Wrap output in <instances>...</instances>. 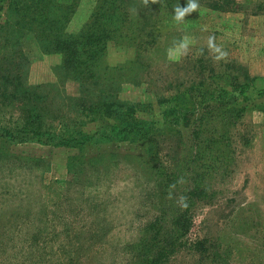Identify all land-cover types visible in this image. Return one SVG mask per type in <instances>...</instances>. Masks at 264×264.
Instances as JSON below:
<instances>
[{
	"label": "rangeland",
	"instance_id": "obj_1",
	"mask_svg": "<svg viewBox=\"0 0 264 264\" xmlns=\"http://www.w3.org/2000/svg\"><path fill=\"white\" fill-rule=\"evenodd\" d=\"M105 1L64 0V32L148 28L156 41L127 44L109 34L99 64L77 74L34 35L10 37L16 53L8 58L23 65L28 101L40 95L33 104L42 118L64 114L43 120L38 136L19 134L0 154V264H264V0H198L179 25L174 8L187 0L148 7L118 0L112 15ZM5 14L0 7V26ZM166 33L171 39L163 42ZM183 37L188 53L168 60L167 49ZM233 84L245 90L232 94L227 120L211 106L229 102L221 98L189 108L187 120L169 110L171 97L197 103ZM101 100L117 103L109 116L80 113L81 104ZM124 106L152 125V140L100 142L79 157L76 147L43 134L44 127L92 134L125 118ZM10 108L2 109L15 117Z\"/></svg>",
	"mask_w": 264,
	"mask_h": 264
},
{
	"label": "trees",
	"instance_id": "obj_2",
	"mask_svg": "<svg viewBox=\"0 0 264 264\" xmlns=\"http://www.w3.org/2000/svg\"><path fill=\"white\" fill-rule=\"evenodd\" d=\"M105 3L106 13L108 12L110 14L119 8L118 0H106ZM2 6H5V17L7 20L0 26V154L5 153V145L20 139L18 138L19 134L31 133L38 136L43 129V120L51 122L55 118L59 121L62 118L61 114H64L60 113V111L55 112L59 115V118H57L56 114L48 115L45 113L42 118L40 105L33 104L35 99L41 100L40 95L36 94L32 102L28 101V97L32 94V91H29V87L24 85L23 65L17 61H13L12 58H8V54L16 53V50L14 51L15 41H11L10 37L13 39V35L23 32H25V35H34L35 42L38 46H47L52 52L58 51L64 54L61 61V68L82 74L83 72L94 69L99 64L107 40L109 39L107 37L109 34L116 37L118 33V37L126 41L127 44L134 42L143 45L156 41L158 36V34L152 35L151 32L146 31L148 28L146 30L140 29V32L132 30H111L108 34L104 29L88 30L85 28H82L76 33L64 32L63 27L67 19L65 20L63 17L70 9L64 0H0V7ZM12 19L14 21L10 24ZM123 20H125L124 15ZM100 21L105 24L106 18L102 17ZM52 22L62 24L63 26L59 31H54L53 29L47 30ZM119 24L122 26L125 23H122L120 20ZM42 26L43 33L38 32V28L41 30ZM33 27L36 28L34 29ZM48 31L56 33V35ZM168 38L171 39V34L166 33L163 42H168ZM22 59L25 61V54L22 55ZM87 76L92 77L91 74ZM244 90L243 84H233L231 90L219 87L212 88L211 91L202 94L201 100L197 103H193L189 98V103H187L185 97L177 95L175 98H170V100H173V105L169 110L180 113L181 119L187 120L189 115H191L189 108L193 111V108L196 106L197 108H199L198 106L200 108L204 106L203 102L205 101H219L221 98V101L228 100L229 102H223L222 105L212 104L211 106L213 111L215 110L216 115H220V120H227V115H231V112L234 110L232 102L235 97L232 94L235 92L242 93ZM114 105H117V103L102 100L99 104L94 105V107L92 105L84 107L81 104L80 113L85 112L83 116L86 117L89 115L91 119H100L103 116H109L111 109L115 107ZM4 107L5 110L9 109V112L11 110L10 107H16L15 117L6 113L2 109ZM222 107L224 109H221ZM123 109V113L126 114L125 118L120 119L117 123L105 122L102 127L92 134L82 133L80 129L76 128L69 131L67 127H63L59 132H53L49 130V127H44L43 134L49 139L59 138L60 141L56 142V145L76 147L78 151H81L79 157H82L84 147L100 142H131L133 140H139V138L147 140V142L152 140L151 137L154 134L151 132L152 125L134 118L131 114V107L124 106ZM237 111H239L238 108H235V112ZM136 157L139 156L136 155ZM214 157L223 158L219 155H215ZM191 195L196 196L197 194H195V191H192ZM179 232L183 233L182 231Z\"/></svg>",
	"mask_w": 264,
	"mask_h": 264
},
{
	"label": "clouds",
	"instance_id": "obj_3",
	"mask_svg": "<svg viewBox=\"0 0 264 264\" xmlns=\"http://www.w3.org/2000/svg\"><path fill=\"white\" fill-rule=\"evenodd\" d=\"M155 4L158 3V0H143V6L148 7L149 4ZM200 7L198 0H187V3L185 6H176L174 8V15L173 19L174 21L179 25L183 24L185 22V17L193 12H197L198 8ZM210 42L214 43V37H209ZM190 47V41L187 37H183L178 41H173L171 46L167 49V59L170 61H179L182 57H184ZM171 198V196H169ZM187 198L184 196H181L179 198L178 203L181 204L182 207H187Z\"/></svg>",
	"mask_w": 264,
	"mask_h": 264
}]
</instances>
